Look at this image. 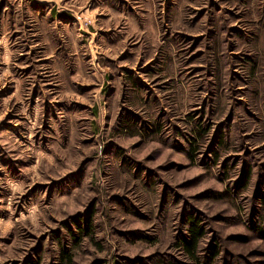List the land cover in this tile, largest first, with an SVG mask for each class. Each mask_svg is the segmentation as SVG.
<instances>
[{
  "label": "rangeland",
  "instance_id": "rangeland-1",
  "mask_svg": "<svg viewBox=\"0 0 264 264\" xmlns=\"http://www.w3.org/2000/svg\"><path fill=\"white\" fill-rule=\"evenodd\" d=\"M261 231L264 0H0V264H264Z\"/></svg>",
  "mask_w": 264,
  "mask_h": 264
},
{
  "label": "trees",
  "instance_id": "trees-1",
  "mask_svg": "<svg viewBox=\"0 0 264 264\" xmlns=\"http://www.w3.org/2000/svg\"><path fill=\"white\" fill-rule=\"evenodd\" d=\"M188 224L189 241L184 242V248L191 253L194 250L197 241L203 236V229L198 225V221L196 218L188 220ZM260 236L264 237V231L260 232ZM64 255L65 253H63V256Z\"/></svg>",
  "mask_w": 264,
  "mask_h": 264
}]
</instances>
